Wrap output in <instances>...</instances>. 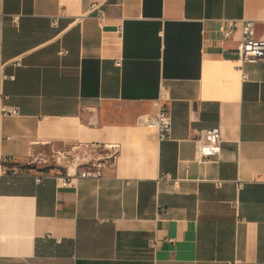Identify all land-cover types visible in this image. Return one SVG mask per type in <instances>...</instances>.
I'll use <instances>...</instances> for the list:
<instances>
[{"label":"crops","instance_id":"obj_1","mask_svg":"<svg viewBox=\"0 0 264 264\" xmlns=\"http://www.w3.org/2000/svg\"><path fill=\"white\" fill-rule=\"evenodd\" d=\"M223 18L264 39V0H0L17 110L0 115V264H264V59L242 79ZM160 90L163 141L140 120ZM216 126L220 152L195 161L192 134Z\"/></svg>","mask_w":264,"mask_h":264},{"label":"built area","instance_id":"obj_2","mask_svg":"<svg viewBox=\"0 0 264 264\" xmlns=\"http://www.w3.org/2000/svg\"><path fill=\"white\" fill-rule=\"evenodd\" d=\"M89 11L99 21L100 26H102V21L105 17L104 10L97 3H93L91 4ZM218 29L223 40L229 39L236 31L240 33L235 58L237 63L233 67V70L240 72L241 78L246 79L247 74L242 71V66L244 64H253L264 59V39L257 38L255 36L254 22L246 18H223L219 20ZM115 64L119 65V62H116ZM3 68L4 65L0 64V96L3 80L13 79L12 75H7L4 73ZM167 99L166 92L164 90H160L158 98L154 102V105L157 107L156 111L140 116V120L145 126L152 128L157 132V138L159 141L168 140L170 138L171 120L165 105ZM14 114H17L16 108L0 105V115ZM191 140L194 144V160L197 162L204 161L205 159L215 156L220 152L221 135L220 129L217 126L194 132L192 134ZM114 152L115 150H113V153L108 155L104 160H90L79 164L76 170L77 178L94 180L102 178L104 174V168L108 165L110 158H112L114 155ZM6 162V158H1L0 163ZM32 162H36L45 166L48 163V160L44 157H40L32 158ZM20 171L16 170V168L11 169L12 174L19 173ZM41 179V176H37L35 181L40 182ZM55 180L56 183H58V180H61L60 185L67 186L71 181L70 173L65 171L63 175L56 176ZM240 188L241 183L237 182V189ZM55 242L60 243L61 241L56 239Z\"/></svg>","mask_w":264,"mask_h":264}]
</instances>
